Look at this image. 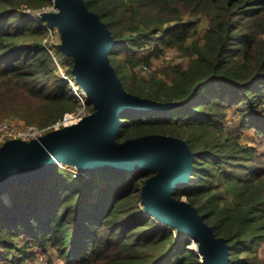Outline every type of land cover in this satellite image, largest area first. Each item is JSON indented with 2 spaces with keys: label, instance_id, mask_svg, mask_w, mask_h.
Masks as SVG:
<instances>
[{
  "label": "trees",
  "instance_id": "obj_1",
  "mask_svg": "<svg viewBox=\"0 0 264 264\" xmlns=\"http://www.w3.org/2000/svg\"><path fill=\"white\" fill-rule=\"evenodd\" d=\"M85 2L116 40L109 58L123 87L180 102L166 111L123 115L118 141L150 133L184 139L195 152L194 169L174 196H185L214 234L227 238L230 264H256L264 242V154L226 132L225 119L237 106L242 126L264 139V0ZM53 5L0 0V122L18 117L43 128L81 105L44 46L55 27L28 16ZM193 16L208 25L203 42L193 40L186 49L197 27ZM164 48L182 49L192 59L170 82L138 78L136 67ZM151 174L93 170L75 177L57 164L40 179L14 183L7 200L0 195V264H31L52 251L61 264H202L185 232L145 210L141 187Z\"/></svg>",
  "mask_w": 264,
  "mask_h": 264
},
{
  "label": "water",
  "instance_id": "obj_2",
  "mask_svg": "<svg viewBox=\"0 0 264 264\" xmlns=\"http://www.w3.org/2000/svg\"><path fill=\"white\" fill-rule=\"evenodd\" d=\"M56 11L40 16L57 28L58 49L73 60L72 73L93 111L74 123L24 140L10 138L0 145V195L14 184H25L52 172L57 164L87 172L150 170L141 187L142 204L158 221L185 232L202 264H230L227 238L216 236L198 208L174 196L188 183L195 152L179 137L150 133L118 141L122 116L177 107L178 101H157L127 91L112 65L109 52L116 40L98 13L85 0H54Z\"/></svg>",
  "mask_w": 264,
  "mask_h": 264
},
{
  "label": "rangeland",
  "instance_id": "obj_3",
  "mask_svg": "<svg viewBox=\"0 0 264 264\" xmlns=\"http://www.w3.org/2000/svg\"><path fill=\"white\" fill-rule=\"evenodd\" d=\"M181 5H183L182 2H180ZM187 7L181 6V13L185 14L186 18L189 16L187 15ZM193 19L195 23L197 24V27L194 31L193 37H191L186 43V49L191 46V42L193 40H196L198 43L203 42V35L205 33V30L208 25V21L206 18L202 16H193ZM189 20V19H187ZM56 34H53V39L55 40L57 47L55 49V53L57 55V58L60 62V65L62 66V69L67 73L69 69H71V66L73 64V60L69 56H65L62 52L57 53L58 44L61 42L60 34L57 31V28L55 27ZM54 30V31H55ZM192 57L185 54V52L182 49L177 48H164L162 54H160L157 57H154L151 60L150 64H146L148 69L144 70L142 69V66L136 67L134 70L136 76L138 78H150L151 76H156L157 78L166 80L167 82H170V78L175 74L176 68H186L191 61ZM68 74V73H67ZM73 74V73H72ZM58 75L61 76L59 68H58ZM70 77V76H69ZM74 78L71 77V79ZM69 82V81H68ZM71 85V84H70ZM93 107V105H92ZM91 113L89 105L86 103H83L78 108L77 112L73 115L74 117L71 119L62 120L59 122H56L54 124H51L49 126L41 127L37 124H27L23 119H20L18 117H8L0 122V125L2 122H8L12 127L15 125L19 129L14 128V130H11L5 134V136L0 132V145L10 139V138H22L24 140H30L32 137L27 138L24 136L23 131L25 130V127L34 125L37 128L45 129L44 132H48L50 130H53L55 128L62 127L68 122H76V120L83 115H87ZM68 121V122H67ZM225 130L226 132H230L233 134H239L240 135V143L248 144L250 146L256 147L257 151L264 154V139L259 137L254 129L252 128H245L242 126V121L240 119V116L237 112V106H232L227 110V117L225 119ZM65 165V164H62ZM61 166V165H60ZM182 199H186L185 196L181 197ZM189 239V237L187 236ZM196 242V246H197ZM193 245V242L191 241V244L189 246V249H195L196 246ZM197 249V248H196ZM258 258L256 264H264V242L261 245V247L258 249ZM195 251V250H194ZM51 253V252H50ZM49 253V254H50ZM49 254L41 253L31 261V264H61V259H59L57 256H55L54 251L51 253V257H49Z\"/></svg>",
  "mask_w": 264,
  "mask_h": 264
},
{
  "label": "built area",
  "instance_id": "obj_4",
  "mask_svg": "<svg viewBox=\"0 0 264 264\" xmlns=\"http://www.w3.org/2000/svg\"><path fill=\"white\" fill-rule=\"evenodd\" d=\"M57 9L53 6L51 7H48L46 8L45 10L43 11H56ZM40 13L41 12H31L30 10H28V16L32 17V18H35V19H38L40 20V22H42L43 24H45L47 21L44 20L41 16H40ZM48 23V22H47ZM53 34H56V30L55 31H52V29L49 28V36L44 40V46L45 48L52 54L53 58H54V61L56 62L57 64V67L59 68V71H60V74H61V77L66 79L67 81H69V83L71 84V87L77 97V99L81 102V104L85 103L86 102V94L85 92L79 87V85L76 83L75 79L71 77H69V75L67 73H65V71L62 69V66L60 65V62L57 58V55L55 53V49H56V42L55 40L53 39ZM142 69L144 70H147L148 67L146 64H143L142 65ZM86 104V103H85ZM74 116H71V117H67L66 119H71L73 118ZM65 119V120H66ZM79 119V118H78ZM77 119V120H78ZM76 120V121H77ZM68 122V121H67ZM68 123H72V122H68ZM14 128L16 129H19L17 126H11L8 122H2L1 125H0V132H2V134L5 136V134L11 130H14ZM45 129H40V128H37L36 126L34 125H30V126H27L25 127V130L23 131V134L24 136H26L27 138H36L42 134H44L45 132ZM61 165L62 167L70 170L73 174V176L77 177L78 175H87V171L85 170H79L77 169L76 167L74 166H70V165H62L61 163L59 164Z\"/></svg>",
  "mask_w": 264,
  "mask_h": 264
},
{
  "label": "bare ground",
  "instance_id": "obj_5",
  "mask_svg": "<svg viewBox=\"0 0 264 264\" xmlns=\"http://www.w3.org/2000/svg\"><path fill=\"white\" fill-rule=\"evenodd\" d=\"M196 246V245H195ZM196 248H197V246H196Z\"/></svg>",
  "mask_w": 264,
  "mask_h": 264
}]
</instances>
